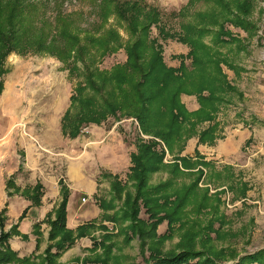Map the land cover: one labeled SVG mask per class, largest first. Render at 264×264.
<instances>
[{
	"label": "rangeland",
	"instance_id": "obj_1",
	"mask_svg": "<svg viewBox=\"0 0 264 264\" xmlns=\"http://www.w3.org/2000/svg\"><path fill=\"white\" fill-rule=\"evenodd\" d=\"M31 1H49L51 6L49 12L52 10V2H56L58 5L56 9L73 14L72 22L74 26L80 28L81 36L100 35L104 29L111 27L119 31L123 41L129 38L119 19L110 17L99 26L98 9L89 0ZM242 1L244 0H217L218 3H215V0H192L189 3V0H145L147 4L157 7L164 14L162 23L165 30L170 34H176L174 38L162 39L154 26L149 33V38L156 39L161 45L163 59L168 66L178 67L180 56H185L190 49L188 44L180 39L186 37L184 26L189 23L195 28L205 27L212 32H207L201 37L194 34L192 37L205 43V48L209 52L218 51L224 54L222 56H225L227 61L239 66L238 73L222 66L227 79L236 90L230 94L228 90L222 92L224 102L212 103L216 108L212 122H199L195 135L187 139L185 145L174 146L173 155L175 153L187 157L184 166L182 161H173L174 156L164 148L166 151L164 165L160 170L148 174V185L168 183L163 190V197L173 198L174 195H179L176 204L182 203V207L176 220L172 221L171 225L164 220L153 233L148 231L146 235L141 236L138 233L140 231L138 226L150 230L151 219L148 220L140 201L137 216L144 224L137 221L135 232L129 229L132 222L129 219L110 222L105 225V229L101 224L92 225L87 230L97 229L98 232L92 240L91 248L87 250L89 254L76 259V262L149 264L151 258L170 257L188 246L193 247L195 251L203 252L215 262H231L246 253L264 249V0H248L245 12L237 9L236 2L239 4ZM225 4H228L231 12L237 11L240 17L247 20L248 29L236 25L229 19L230 10L223 9ZM180 10L183 11L179 16L171 14ZM212 19L216 22H212ZM222 28L224 32L229 31L231 36L238 40L229 43L216 42ZM221 37L226 40L229 38L224 34ZM125 60V51L120 48L96 61L95 65L101 70H110ZM190 61L188 56L184 58L187 66H190ZM78 64L80 65V62ZM69 65L71 66V63ZM4 69L7 71L2 75V90H5L0 96V104L1 106L7 104L8 108L14 104L13 110L16 113L12 114L18 121L15 131H21L22 145L25 144V138L31 143L29 138L31 134H36L39 138L43 135V124L54 118L52 107L58 106L59 113H63L69 107L71 114L79 109V101L76 106L71 107L67 96L74 94L79 100L89 96L87 90L82 93L74 91L82 77L75 75L76 71L72 74L68 66L49 54L14 52L6 58ZM203 93L207 94V91ZM180 100L188 111H196L199 108L197 96L194 94L182 93ZM196 106L198 108L192 110ZM113 125L127 144L134 143L138 129L137 122L132 118L117 121L110 116L99 125L91 123L82 126L81 134H89L92 128L108 129ZM209 126L213 129V143L210 144L211 137H208L204 144L197 145L195 140H198L199 132ZM140 137L148 139L150 136L141 133ZM67 138L64 137V171L65 159L81 150L78 145L70 144L73 141ZM226 139L229 141L231 139L230 143ZM217 140L220 141L216 144ZM32 141L37 146L38 141L41 142L40 139L36 140V137ZM221 145L223 149L241 152L240 159L236 160L240 162L239 165L242 164L241 167L231 165L233 169L226 168V160L222 161L220 157L212 161L206 159L211 152H220ZM196 149L198 151L195 153ZM189 150L192 152L188 153ZM174 162L178 164L175 170L172 167ZM227 181H230V186L226 185ZM108 182L109 189L106 187L107 184L101 186L96 199L107 203L114 199L118 208L115 213L120 216L119 209L128 207L125 201L134 192L131 173L128 169L121 177L118 176ZM115 183L116 193L112 192ZM58 257L59 255L47 256V264H57ZM27 259L25 264H43L45 261L44 258H38L37 261L36 257L33 260L30 257ZM6 264L19 263L10 260Z\"/></svg>",
	"mask_w": 264,
	"mask_h": 264
},
{
	"label": "trees",
	"instance_id": "obj_2",
	"mask_svg": "<svg viewBox=\"0 0 264 264\" xmlns=\"http://www.w3.org/2000/svg\"><path fill=\"white\" fill-rule=\"evenodd\" d=\"M89 1L98 9L99 26L110 17L119 19L121 26L129 34L127 41H123L119 31L111 27L104 29L100 35L81 36L80 28L74 26L72 22L73 14L56 9L58 6L56 2H52V10L49 12L51 8L49 1L0 0V93L3 87L2 75L7 71L4 69V63L11 53H44L55 56L69 67L72 74L76 71L78 74L75 75L82 77L74 91L82 93L87 90L89 93V96L83 97L82 100L74 94L70 95L71 107L76 106L79 101V109L74 114H71L69 107L66 109L61 124L64 135L74 138L80 133L82 126L91 123L99 125L110 116L117 121L122 118L135 120L137 135L134 143H128L132 147L128 169L134 183V192L125 201L128 207L119 209L121 215L118 216L115 213L118 208L114 199H109L111 203L100 202L99 205L104 211L112 210V213L104 216L106 220L117 222L119 219H129L132 221L129 229L135 232L137 221L143 223L137 216L141 201L148 220L151 219L150 230L138 226L140 230L138 233L144 236L148 231L153 233L164 220L171 225L182 207V203L176 204L179 195L176 194L173 198L163 197L167 182L148 185V174L160 170L164 165L163 159L166 155L164 148L172 154L174 146L185 145L186 140L195 135L199 122H212L213 112L216 110L212 103L224 102L225 98L221 95L227 90L229 94L236 90L227 79L222 66L232 69L235 73H238L240 68L237 64L227 61L226 57L222 56L224 54L218 51L209 52L205 48V43L192 37L194 34L201 37L212 30L205 27L195 28L189 23L184 26L187 40L180 39L186 42L190 49L185 56H180L178 67L168 66L164 62L161 45L156 39H150L149 33L154 26L162 39L174 38L176 34H170L165 30L162 23L164 14L157 7L147 4L145 0ZM191 1L189 0V3ZM247 1L239 4L236 2L237 9L245 12L248 7ZM215 3H218L217 0ZM227 8L230 10L228 4H225L223 9L228 11ZM182 11L171 14L179 16ZM237 13L228 11L229 19L236 25L248 29L247 20ZM211 21L216 22L214 19ZM221 31L216 42L229 43L238 40L231 36L229 31L224 32L223 28ZM223 34L229 38L227 40L222 38ZM120 48H123L126 54L124 63L116 64L110 70H101L95 65L96 61ZM187 56L191 59L190 66L184 62ZM205 90L207 94L203 93ZM182 93L197 96L199 108L196 111H188L185 108L180 100ZM212 130L209 126L200 131L197 145L204 144L208 137H211L209 140L212 144L214 140ZM141 133L150 137L143 139L140 137ZM197 151L196 149L195 153ZM173 156V161H182L184 166L186 156L181 157L175 153ZM172 167L175 170L178 164L174 162ZM116 178L118 176H113V179ZM10 183L11 180L8 181V186ZM113 185L112 192H115L117 184ZM65 206L64 197L56 209L54 220L49 222V239L58 237L53 245L46 248L49 257L58 256L74 243L75 238L86 234L87 229L93 225L84 224L78 227L74 234L65 226ZM1 215L2 212H0V264H6L10 260L25 264L28 259L19 258L8 244L13 228L7 232L3 230L4 218ZM101 225L105 229L106 226ZM52 246L56 252L51 255L49 252ZM149 264H264V249L246 253L231 262H215L203 252L195 251L193 247L188 246L170 257L151 258Z\"/></svg>",
	"mask_w": 264,
	"mask_h": 264
},
{
	"label": "crops",
	"instance_id": "obj_3",
	"mask_svg": "<svg viewBox=\"0 0 264 264\" xmlns=\"http://www.w3.org/2000/svg\"><path fill=\"white\" fill-rule=\"evenodd\" d=\"M67 98L70 100V95ZM13 106L8 108L7 104H0V212L4 218L3 230L7 232L13 228L8 244L19 258L30 257L33 260L36 257L37 261L38 258H44L43 264H47L46 248L58 239H49V222L54 220L56 209L64 197L65 226L74 234L84 224L110 223L104 216L105 213H112V210L104 211L96 196H99L101 186L107 184L109 189L108 180L113 179V176L121 177L126 173L130 166L132 147L115 125L108 129L92 128L87 135H82L81 130L74 138L64 135L61 124L67 108L59 113L58 106L51 108L52 113H55L54 118L43 124V135L39 138L31 134V143L25 138V144L22 145L21 131H15L18 121L13 116L16 113ZM34 137L41 141H38V146L32 143ZM64 137L81 149L65 159V171ZM226 141L230 143L231 139ZM222 145L220 152H211L206 159L212 161L220 157L222 161L226 160V168L233 169L231 165L241 167L242 164L236 161L240 159L241 152L223 149ZM191 152L189 150L188 153ZM9 180L11 183L8 186ZM230 184V181L226 182L227 186ZM82 197L86 198L85 201L81 200ZM96 232L97 229L87 231L75 238L74 244L59 254L56 263L81 264L75 260L89 254L87 250L91 248ZM55 252L52 246L49 253L52 255Z\"/></svg>",
	"mask_w": 264,
	"mask_h": 264
},
{
	"label": "built area",
	"instance_id": "obj_4",
	"mask_svg": "<svg viewBox=\"0 0 264 264\" xmlns=\"http://www.w3.org/2000/svg\"><path fill=\"white\" fill-rule=\"evenodd\" d=\"M85 199H86V198H83V197L81 198L82 201H85Z\"/></svg>",
	"mask_w": 264,
	"mask_h": 264
}]
</instances>
